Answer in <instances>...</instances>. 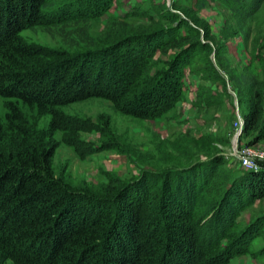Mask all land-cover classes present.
<instances>
[{"label": "trees", "instance_id": "trees-1", "mask_svg": "<svg viewBox=\"0 0 264 264\" xmlns=\"http://www.w3.org/2000/svg\"><path fill=\"white\" fill-rule=\"evenodd\" d=\"M218 1L232 15L233 35L248 40V24L264 0ZM45 2L0 0V97L7 100L9 132L21 133L12 150L0 152V264H202L215 263L208 258L214 251L224 258L245 251L244 236L232 240L229 233L243 208L264 198V160L256 161L257 171L231 178L221 176L224 162L215 156L151 183L109 177L99 193L85 194L56 177L55 148L34 146L21 126L19 103L54 109L107 98L121 111L148 117L177 100L180 77L195 55L210 53L216 42L207 22L193 10H167L163 19L171 26L144 36L145 46L129 53L121 69L58 51L37 60L44 50L22 44L19 34L42 22ZM169 51V61L151 72L146 58ZM205 73H216L210 61ZM242 79V135L255 133L261 141L264 82ZM4 138L0 124V142Z\"/></svg>", "mask_w": 264, "mask_h": 264}, {"label": "rangeland", "instance_id": "rangeland-1", "mask_svg": "<svg viewBox=\"0 0 264 264\" xmlns=\"http://www.w3.org/2000/svg\"><path fill=\"white\" fill-rule=\"evenodd\" d=\"M178 7L195 11L207 22L216 43L207 55L197 53L183 70L177 100L165 101L145 118L121 111L107 98L54 109L19 103L28 139L36 147L55 148V175L73 190L97 194L109 177L151 183L164 173L184 172L215 156L224 162L221 176L236 178L248 172L233 155V150L242 148L264 160V138L255 141V133L238 134L234 124L246 109L241 103L244 93L239 92L244 89L242 77L251 75L264 82V1L248 24V40L233 35L232 15L218 0H46L40 9L42 22L23 30L19 39L44 50L37 60L58 51L121 69L129 53L137 55L138 46H145L144 36L171 26L163 15L167 10L180 13L174 10ZM173 53L155 52L146 58L151 72ZM208 61L216 70L212 75L205 73ZM6 102L0 97L3 154L12 150L21 134L7 128ZM229 236L232 240L244 236L245 251L225 258L214 251L208 258L216 257L215 263L202 264H264V198L243 208ZM227 242L222 240L220 246Z\"/></svg>", "mask_w": 264, "mask_h": 264}, {"label": "built area", "instance_id": "built-area-1", "mask_svg": "<svg viewBox=\"0 0 264 264\" xmlns=\"http://www.w3.org/2000/svg\"><path fill=\"white\" fill-rule=\"evenodd\" d=\"M235 128L237 129L238 134L242 131L243 120L241 116H237L235 120ZM237 149V148H236ZM233 155H236L238 160L241 162V166L243 170L247 171H257L258 167L256 164L257 160H263L255 158L252 150L250 148H242V150H233Z\"/></svg>", "mask_w": 264, "mask_h": 264}]
</instances>
